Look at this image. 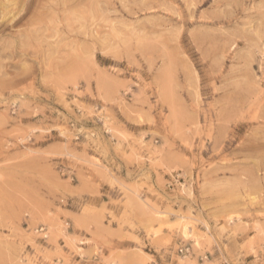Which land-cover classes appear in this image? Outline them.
I'll return each instance as SVG.
<instances>
[{"label":"rangeland","instance_id":"obj_1","mask_svg":"<svg viewBox=\"0 0 264 264\" xmlns=\"http://www.w3.org/2000/svg\"><path fill=\"white\" fill-rule=\"evenodd\" d=\"M0 264H264V0H0Z\"/></svg>","mask_w":264,"mask_h":264},{"label":"bare ground","instance_id":"obj_2","mask_svg":"<svg viewBox=\"0 0 264 264\" xmlns=\"http://www.w3.org/2000/svg\"><path fill=\"white\" fill-rule=\"evenodd\" d=\"M183 227V226H182ZM194 232V231H193ZM192 233V229L189 226H184L182 228V235L186 237L187 235H190Z\"/></svg>","mask_w":264,"mask_h":264},{"label":"built area","instance_id":"obj_3","mask_svg":"<svg viewBox=\"0 0 264 264\" xmlns=\"http://www.w3.org/2000/svg\"><path fill=\"white\" fill-rule=\"evenodd\" d=\"M181 251H182V249H181Z\"/></svg>","mask_w":264,"mask_h":264}]
</instances>
